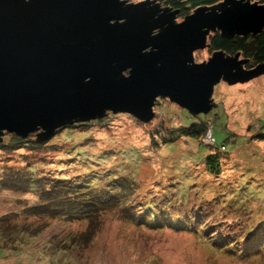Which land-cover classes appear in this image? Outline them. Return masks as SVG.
<instances>
[{
    "label": "rangeland",
    "instance_id": "obj_1",
    "mask_svg": "<svg viewBox=\"0 0 264 264\" xmlns=\"http://www.w3.org/2000/svg\"><path fill=\"white\" fill-rule=\"evenodd\" d=\"M182 21L178 16L177 22ZM212 53L211 48L197 51L195 61H208ZM213 97L218 107L204 117L211 122L218 114L213 137L216 148L224 144L227 149L220 158L218 177L200 163L211 148L193 139L172 149L163 145L159 131L192 120L167 99L157 102L155 119L149 124L129 114L110 113L89 127L62 130L42 144H53L42 153L24 149L11 154L12 172L35 166V178H44L41 188L48 185V177L73 178L83 173L87 163L77 159L95 156L91 166L132 183L128 202L134 207L126 210L122 204L99 209L93 216L63 218L42 202L40 191H12L0 184V264H264V226L257 231L254 255L244 254L235 237H245L259 220L256 215L264 216V140L252 137L264 125V75L235 86L221 82ZM234 133L251 136V141L235 138ZM28 138L34 140L35 135ZM102 156L105 161L96 163ZM3 160L1 175L6 170ZM172 194L173 200L168 201ZM230 195L232 201H225ZM150 198L155 205L168 201L173 212L194 208L196 223L190 222L188 228L204 229L176 231L159 224H138L132 216ZM200 221L206 225L198 227ZM257 232L253 230L254 237ZM230 242L236 243L232 249Z\"/></svg>",
    "mask_w": 264,
    "mask_h": 264
},
{
    "label": "water",
    "instance_id": "obj_2",
    "mask_svg": "<svg viewBox=\"0 0 264 264\" xmlns=\"http://www.w3.org/2000/svg\"><path fill=\"white\" fill-rule=\"evenodd\" d=\"M215 1L177 22L179 11L158 0H0V143L14 134L44 144L110 113L149 124L160 99L210 114L218 84L264 75V63L247 68L240 52L195 61L217 34L264 32V4Z\"/></svg>",
    "mask_w": 264,
    "mask_h": 264
},
{
    "label": "trees",
    "instance_id": "obj_3",
    "mask_svg": "<svg viewBox=\"0 0 264 264\" xmlns=\"http://www.w3.org/2000/svg\"><path fill=\"white\" fill-rule=\"evenodd\" d=\"M163 6L173 8L174 10L179 11V17L185 18L186 16L193 13L200 6H213L217 2L215 0H158ZM253 2H259L264 4V0H252ZM210 48L214 51L223 50L229 55H235L238 52L242 54V57L248 59L247 68H253L259 64L264 63V32L257 36L248 38L245 37H235L233 39H223L219 34L213 36L209 40ZM182 110V109H181ZM183 112H186L183 110ZM190 122H184L180 126H173L159 131L163 145L171 148L174 145H177L180 141H186L187 139H193L192 141L197 144H201L204 147L211 148L209 155L204 156L200 163L205 164L208 172L214 176L218 177L221 174V160L223 153H226V146L223 144L220 148H216V140L213 137L212 125L218 120V114L214 113L211 122L207 121L204 116L192 117L188 115ZM171 119V118H169ZM98 121V120H97ZM97 121H92L83 124H75L73 126L64 127L56 131L60 133L64 129H72L75 127H89L92 123ZM264 125L261 127L257 133L254 134V137L257 141L264 140V131L262 130ZM87 129V128H86ZM69 131V130H67ZM55 134V135H56ZM9 138L5 139L0 143V161L3 158L4 163L6 162V170L0 174V184L7 186V189L12 191H23V192H32L34 190L40 191V199L42 202H45V205L50 206L52 212L57 211L58 216L63 218L72 217L76 215V218H81L85 214L87 216L96 215L99 209H111L116 206L124 205L125 209L134 207L133 204H129L130 190L133 188L131 182L126 180V178L116 177V175L110 170L105 172L99 171L95 167L91 166L94 163V157L90 158L89 156L82 155L80 159H77L81 163L86 161L87 166H84V172L78 174L73 178H47L48 185L41 188L39 182L41 179L34 176L35 166H31L27 169L25 168H16L17 171L12 172V167L9 166L11 154H14L20 150H30L37 153H42L44 148L52 147L53 144L42 145L36 143L35 139L31 140L30 138L21 139L14 134H8ZM233 137H243L246 139L247 143L251 141L249 137L251 136H238L234 133ZM190 141V140H189ZM153 144L158 146L156 140H152ZM53 150V148H52ZM77 150L76 153H78ZM5 157V158H4ZM106 156H102L101 160H97L99 163L105 161ZM6 160V161H5ZM78 164V163H74ZM72 165V164H71ZM14 168V167H13ZM88 169V170H86ZM119 172V171H118ZM128 179V178H127ZM2 189V188H0ZM235 192V190H234ZM175 194H172V197L168 201H172ZM231 196V195H230ZM117 197L116 199H114ZM196 199L200 200L201 197L198 196ZM232 196L230 200L232 201ZM162 203L155 205L152 201V198L146 200L143 206L138 209L137 214H134L132 217L134 220H138V224L145 226H153L154 224H159L160 227H166L168 229L176 231H196L197 229L204 228H194L190 227V222L196 223V216L193 213L194 208L182 209L180 211L173 212L166 205L168 203ZM183 202V201H181ZM228 203V202H226ZM230 203V202H229ZM230 205V204H229ZM159 206V207H158ZM232 206V205H231ZM48 210V211H51ZM66 210V213L64 212ZM133 210L132 212H134ZM160 213L159 216L157 214ZM137 215L138 217H135ZM75 217V216H74ZM259 220L252 223L253 229L250 228L249 233L244 236H235L237 242L243 244L242 252L247 255H254L256 248H252L257 244L258 241V232L264 226V216L256 215ZM157 220V222H154ZM204 221L198 223V227H203L206 224ZM191 223V225H193ZM189 224V226H188ZM252 229V230H251ZM253 230H256V237L253 234ZM214 240V239H213ZM214 242L211 243L214 245ZM229 246H236L235 242H230ZM262 247V246H261ZM260 247V248H261Z\"/></svg>",
    "mask_w": 264,
    "mask_h": 264
},
{
    "label": "flooded vegetation",
    "instance_id": "obj_4",
    "mask_svg": "<svg viewBox=\"0 0 264 264\" xmlns=\"http://www.w3.org/2000/svg\"><path fill=\"white\" fill-rule=\"evenodd\" d=\"M184 20V19H183Z\"/></svg>",
    "mask_w": 264,
    "mask_h": 264
}]
</instances>
